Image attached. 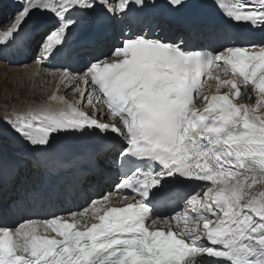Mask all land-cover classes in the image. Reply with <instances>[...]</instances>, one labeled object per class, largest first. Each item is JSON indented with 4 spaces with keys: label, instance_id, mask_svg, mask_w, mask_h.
<instances>
[{
    "label": "snow or ice",
    "instance_id": "6c2138e0",
    "mask_svg": "<svg viewBox=\"0 0 264 264\" xmlns=\"http://www.w3.org/2000/svg\"><path fill=\"white\" fill-rule=\"evenodd\" d=\"M143 5L19 0L0 23V59L34 50L42 63L63 60L59 79L75 93L58 112L0 118V140L19 138L44 162L66 136L114 135L122 144L111 191L76 212L0 222V264H264V44L237 46L243 32L204 36L194 26L195 38L219 46L189 51L183 39L122 31L103 59L68 70L84 55L69 44L74 29ZM222 15L264 32V0H232ZM242 89L254 105L238 102Z\"/></svg>",
    "mask_w": 264,
    "mask_h": 264
},
{
    "label": "bare ground",
    "instance_id": "6f19581e",
    "mask_svg": "<svg viewBox=\"0 0 264 264\" xmlns=\"http://www.w3.org/2000/svg\"><path fill=\"white\" fill-rule=\"evenodd\" d=\"M7 17L2 15L0 17V23L7 21ZM109 23L114 22L119 27L125 23L123 19H111ZM96 27L100 30H104L106 24L101 20L98 21ZM83 27L74 29L69 34V44L77 41L81 46H86L84 38V32L78 35L82 31ZM124 29L120 28L119 30ZM96 48H99L96 45ZM74 48L77 49L75 46ZM35 51L29 55H20L25 61L14 65L15 61H19L18 58L10 57L9 63L0 61V86H3V92L0 93V118L11 116L15 118L17 116H27L29 114L47 112H58L66 107L64 101H71L74 99L75 93L70 92L69 86L61 82L58 76V72L62 70V65L59 60H52L51 62H36L33 59ZM80 60V57L72 61L69 71L73 73H79V69L75 66V62ZM63 64L65 61H62ZM244 93V91H243ZM242 93V97L239 98L238 102L255 104V97L251 98ZM55 95L57 98L54 100L52 96ZM63 98V100H61ZM0 127H3L0 125ZM0 159H5L7 162L15 161L19 159H28L31 156H35L34 151L26 145L23 141L16 139H2L0 140ZM103 150L105 146L101 145ZM108 155L100 156L101 160L103 157H109ZM98 160V162H99ZM104 164V163H103ZM34 163H27L25 174L31 172L30 169ZM12 165L9 167L11 168ZM110 178V177H109ZM110 180L106 178L104 184H108ZM261 188V186H260ZM206 191V188H205ZM12 192L11 189L6 191V195Z\"/></svg>",
    "mask_w": 264,
    "mask_h": 264
},
{
    "label": "rangeland",
    "instance_id": "374dc122",
    "mask_svg": "<svg viewBox=\"0 0 264 264\" xmlns=\"http://www.w3.org/2000/svg\"><path fill=\"white\" fill-rule=\"evenodd\" d=\"M19 6V0H0V17L2 15H5L7 18L10 17L18 8ZM15 56V55H12ZM10 58V57H9ZM9 58L7 60L0 59L1 62L5 61L6 63H9ZM25 61L26 59H22ZM15 61L14 65H17L23 61ZM36 62H40L36 59ZM3 92V86H0V93Z\"/></svg>",
    "mask_w": 264,
    "mask_h": 264
}]
</instances>
